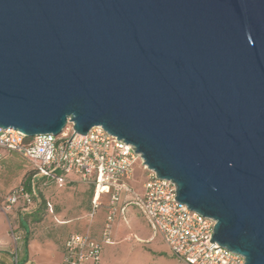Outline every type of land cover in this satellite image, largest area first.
Segmentation results:
<instances>
[{
  "label": "water",
  "instance_id": "95a60500",
  "mask_svg": "<svg viewBox=\"0 0 264 264\" xmlns=\"http://www.w3.org/2000/svg\"><path fill=\"white\" fill-rule=\"evenodd\" d=\"M68 124L132 144L264 264V0H0V126Z\"/></svg>",
  "mask_w": 264,
  "mask_h": 264
},
{
  "label": "built area",
  "instance_id": "2783aa9c",
  "mask_svg": "<svg viewBox=\"0 0 264 264\" xmlns=\"http://www.w3.org/2000/svg\"><path fill=\"white\" fill-rule=\"evenodd\" d=\"M135 150L132 144L118 139L101 125L92 127L87 134H74L72 124H68L59 135L33 137H26L18 129L0 126V165L7 153H17L59 183H64L71 173L80 175L94 187L91 218L103 204V198L109 199L100 238L89 232L70 234L65 243L63 264L98 263L104 245L114 243L117 216L125 214L129 204L141 210L154 233L188 264H245L242 254L211 242L216 221L176 200L175 183L158 177ZM138 161L147 176L141 193L132 185ZM33 201V193L19 186L0 200V207L11 211L20 202L30 207Z\"/></svg>",
  "mask_w": 264,
  "mask_h": 264
},
{
  "label": "crops",
  "instance_id": "0c3cea01",
  "mask_svg": "<svg viewBox=\"0 0 264 264\" xmlns=\"http://www.w3.org/2000/svg\"><path fill=\"white\" fill-rule=\"evenodd\" d=\"M9 156L10 154L7 153L4 159H7ZM46 179H48V182H57L63 188L69 187L71 190L73 188H76L79 189V192L83 190L84 193H87L86 199L84 201H81V199L75 201L72 196L70 200L71 202H69V200L65 202L57 199V201H54L53 203V199L51 200L50 198H48L47 203L49 204V206L47 207V210L50 211L48 217L50 218V221H53V223L48 227L46 226L45 228L44 225H41L39 222L41 218V215H39L41 207H35L34 209H32L33 211L27 213L28 215L31 214L30 218H27L24 213L19 214L17 216L16 235L14 236V264H63L65 254V243L70 234L74 232H89L95 237L100 238L101 236L102 229L98 233L83 231L80 228V224H78L77 222L80 220L81 217L84 218V215H86L87 211H90L91 209V203L94 195V187L91 184L85 182L81 178V176L76 173H71L67 175L65 177L64 183H59L54 178H50L48 176H46ZM133 181H135L134 177L132 180V185ZM141 189L143 190V185ZM12 190L8 191L5 194L2 193L0 190V200H3L10 192H12ZM68 193L71 194L72 192ZM82 198L84 199V197ZM103 202L105 203L102 206L104 207L103 210L99 211L98 208L93 217V219L96 217L94 222L95 229H97V231L99 230V226L102 225L103 228L107 215L109 199L107 197H104ZM121 205H123V203H121ZM15 208L24 210L28 209V207L23 206L22 202H20ZM6 218V214L0 209V248L8 246L11 242L10 238L6 235ZM130 222L133 228L138 230V233L142 239V243L135 242L136 245L143 246V242L149 243L150 241L159 238L153 232L149 223L143 216L141 210L134 204L127 205L125 214H119L117 216L113 229V238L114 236L119 237L120 235H124L122 234L123 231L125 232V234L133 235L134 232H129V229L127 228V225H130ZM149 229L151 230V233L148 231ZM122 242L117 243V241L115 242L114 240V243L112 244H105L101 260L98 263L94 264H113L109 262V258H111L112 256V260L116 264V262L121 259V256H116V249L120 246L125 245ZM158 242L160 243V245L157 250L163 253H156L154 257H159L160 260L159 262H157L154 259L151 261V263L148 264H171V262L173 264H188L181 258L176 257L170 250L169 246L161 241V238H159ZM0 253L2 252L0 251ZM5 263H8V261L3 258L0 254V264Z\"/></svg>",
  "mask_w": 264,
  "mask_h": 264
},
{
  "label": "rangeland",
  "instance_id": "374dc122",
  "mask_svg": "<svg viewBox=\"0 0 264 264\" xmlns=\"http://www.w3.org/2000/svg\"><path fill=\"white\" fill-rule=\"evenodd\" d=\"M145 179H146L145 170L143 166L141 165V162L138 161L134 166V180L135 181H133V189L136 192L141 193L143 191L141 187ZM29 182H30V187L33 189V192L36 194H35L33 204L30 205V207H28L27 210L14 208L11 211H5L2 207H0V209L7 216L6 235L11 240L8 246L0 248V251L2 252L0 253L1 256L8 261V263H5V264H14V261H15L14 260V255H15L14 236L16 235L17 216L19 214L24 213L27 218H30L31 214L28 215L27 213H29L30 211H33L32 209H34L35 207H38V206L41 207L40 208L41 210L39 213V215H41V218L39 222L41 225H44V228H45L46 226L48 227L49 225L53 223V221L52 220L50 221V218L48 217V214L50 212L49 210H47L48 206L46 204L48 198H50L51 200L53 199V203H54V201H57V199L61 201H65V202L69 200V202H71L70 200L72 196L75 201L80 200V199L81 201H84L87 196V193H84L83 190L79 192V189H76V188H73L71 190L69 187L63 188L57 182H52V181L48 182L46 179V176L42 174L29 159L17 153H10V156L7 159H4L2 164L0 165V190L1 192L5 194L14 188L22 186L24 185V183L27 184ZM68 192H72V193L74 192V193L70 194ZM82 197H84V199ZM104 204L105 203L103 202L101 207L98 209L99 211L103 210L104 207L102 206ZM91 210H92V203H91L90 211ZM90 211H87L86 215H84V218L81 217L80 220L77 222L78 224H80V228L83 231H90V232L98 233L102 229V225L99 226L98 231L97 229H95L94 220L96 217L94 219L91 218L88 215ZM130 225H131V222H130ZM130 225H127V228L129 229V232L130 231L134 232L133 235L125 234V232L123 231L122 234L124 235H120L119 237L114 236L113 238L115 242L117 241L118 243V242L123 241L122 243L125 244L124 246H120L116 249V256L117 257L121 256V259L118 262H116V264H148V263H151V261L154 259L155 261L159 262L160 260L159 257H154V256L156 255V253L157 254L163 253L157 250V248L160 245V243L158 242L159 238H161V241L165 243L162 240V237L158 234H155L159 238H156V240H152L149 243L143 242V246H140V245L138 246L135 244V242L142 243V239L138 233V230L133 228L132 225L130 228ZM148 231L151 233L150 229ZM128 243H131V244H128ZM112 257L109 258V262L115 264V262L112 260ZM171 264L173 263L171 262Z\"/></svg>",
  "mask_w": 264,
  "mask_h": 264
},
{
  "label": "trees",
  "instance_id": "16d2710c",
  "mask_svg": "<svg viewBox=\"0 0 264 264\" xmlns=\"http://www.w3.org/2000/svg\"><path fill=\"white\" fill-rule=\"evenodd\" d=\"M48 180V179H47ZM26 190H28V191H31L32 193H33V199L35 198V194L36 193H34L33 192V189L30 187V182L29 183H24V185H22ZM47 204V206H49V204L48 203H46Z\"/></svg>",
  "mask_w": 264,
  "mask_h": 264
}]
</instances>
